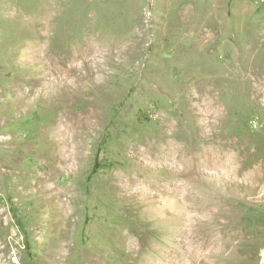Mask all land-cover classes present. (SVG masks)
Wrapping results in <instances>:
<instances>
[{
	"label": "rangeland",
	"instance_id": "obj_1",
	"mask_svg": "<svg viewBox=\"0 0 264 264\" xmlns=\"http://www.w3.org/2000/svg\"><path fill=\"white\" fill-rule=\"evenodd\" d=\"M0 264H264V0H0Z\"/></svg>",
	"mask_w": 264,
	"mask_h": 264
}]
</instances>
